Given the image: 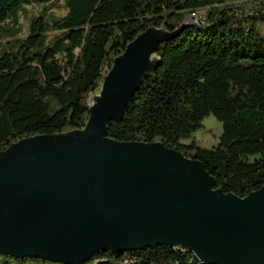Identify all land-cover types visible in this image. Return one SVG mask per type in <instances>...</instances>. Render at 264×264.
I'll return each instance as SVG.
<instances>
[{"label":"trees","instance_id":"1","mask_svg":"<svg viewBox=\"0 0 264 264\" xmlns=\"http://www.w3.org/2000/svg\"><path fill=\"white\" fill-rule=\"evenodd\" d=\"M62 1V6L57 3ZM39 8L19 38L27 8ZM64 8L56 17L49 11ZM194 15V20L189 18ZM264 0H0V151L34 136L84 128L89 99L113 61L150 28L179 35L161 45L155 72L130 100L119 142H161L202 163L216 188L244 198L264 185ZM215 147L193 134L206 117ZM184 141H189L185 143ZM177 247L111 254L83 264H191ZM0 264H53L0 255Z\"/></svg>","mask_w":264,"mask_h":264},{"label":"water","instance_id":"2","mask_svg":"<svg viewBox=\"0 0 264 264\" xmlns=\"http://www.w3.org/2000/svg\"><path fill=\"white\" fill-rule=\"evenodd\" d=\"M183 28H150L127 45L90 97L84 128L0 151V255L83 264L164 246L191 264H264V185L224 193L201 162L161 142L108 136Z\"/></svg>","mask_w":264,"mask_h":264},{"label":"rangeland","instance_id":"3","mask_svg":"<svg viewBox=\"0 0 264 264\" xmlns=\"http://www.w3.org/2000/svg\"><path fill=\"white\" fill-rule=\"evenodd\" d=\"M62 1H59L57 3L58 6H62ZM28 10L31 8L28 7ZM28 16L26 18H23L22 16L19 17V24L22 26V32L19 35V38H24L27 35L28 30V23L30 17L33 15H36L39 11V8H34L30 10ZM50 14H53L56 17H61L65 15L64 8H53L49 11ZM258 33L261 35V37L264 39V25L258 26ZM202 128L198 130L196 133L193 134L194 140L197 142L198 145L204 148H212L215 147L219 141V137L222 133V127L221 124L212 116L206 117L201 122ZM185 143L189 141H184Z\"/></svg>","mask_w":264,"mask_h":264},{"label":"bare ground","instance_id":"4","mask_svg":"<svg viewBox=\"0 0 264 264\" xmlns=\"http://www.w3.org/2000/svg\"><path fill=\"white\" fill-rule=\"evenodd\" d=\"M189 20H194V15H191Z\"/></svg>","mask_w":264,"mask_h":264},{"label":"built area","instance_id":"5","mask_svg":"<svg viewBox=\"0 0 264 264\" xmlns=\"http://www.w3.org/2000/svg\"><path fill=\"white\" fill-rule=\"evenodd\" d=\"M195 18V17H194ZM190 21H192V20H190Z\"/></svg>","mask_w":264,"mask_h":264}]
</instances>
